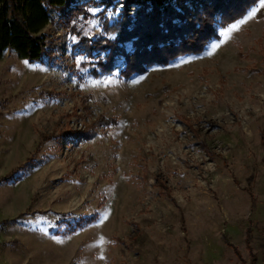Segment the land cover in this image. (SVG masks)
<instances>
[{
  "label": "rangeland",
  "instance_id": "374dc122",
  "mask_svg": "<svg viewBox=\"0 0 264 264\" xmlns=\"http://www.w3.org/2000/svg\"><path fill=\"white\" fill-rule=\"evenodd\" d=\"M87 1L53 11L42 62L0 59V264H264V0L127 74L76 49L124 0Z\"/></svg>",
  "mask_w": 264,
  "mask_h": 264
},
{
  "label": "trees",
  "instance_id": "16d2710c",
  "mask_svg": "<svg viewBox=\"0 0 264 264\" xmlns=\"http://www.w3.org/2000/svg\"><path fill=\"white\" fill-rule=\"evenodd\" d=\"M100 1L108 5L114 0ZM257 1L124 0L126 8L133 6L137 10L131 16L126 14V8L122 9L120 21L108 26V32H114L115 37L111 40L83 36L76 49L97 58V72H109L118 54L124 57L123 73L141 72L150 64H166L192 50H200L214 37L216 24L223 26L238 19ZM84 5L77 0H0V59L9 51L29 63L42 62L48 53L43 29L52 22L53 11L71 16ZM129 41L132 49L126 52L120 45ZM100 53L104 55L100 57ZM97 218V214L74 218L63 234L83 229ZM236 256L239 259V254Z\"/></svg>",
  "mask_w": 264,
  "mask_h": 264
}]
</instances>
